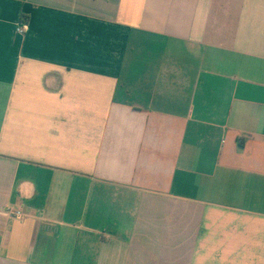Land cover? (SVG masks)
I'll list each match as a JSON object with an SVG mask.
<instances>
[{
  "label": "crops",
  "instance_id": "obj_1",
  "mask_svg": "<svg viewBox=\"0 0 264 264\" xmlns=\"http://www.w3.org/2000/svg\"><path fill=\"white\" fill-rule=\"evenodd\" d=\"M0 264H264V0H0Z\"/></svg>",
  "mask_w": 264,
  "mask_h": 264
},
{
  "label": "built area",
  "instance_id": "obj_2",
  "mask_svg": "<svg viewBox=\"0 0 264 264\" xmlns=\"http://www.w3.org/2000/svg\"><path fill=\"white\" fill-rule=\"evenodd\" d=\"M29 30V23L24 19H21L19 23H17L16 32L19 35H25ZM11 216L13 219L21 221L25 219L26 214L21 209H10Z\"/></svg>",
  "mask_w": 264,
  "mask_h": 264
}]
</instances>
